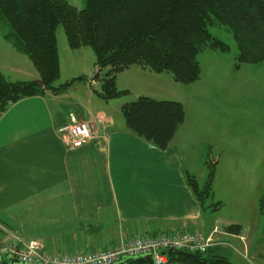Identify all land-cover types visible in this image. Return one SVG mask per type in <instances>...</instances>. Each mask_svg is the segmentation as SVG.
<instances>
[{
	"label": "crops",
	"instance_id": "1",
	"mask_svg": "<svg viewBox=\"0 0 264 264\" xmlns=\"http://www.w3.org/2000/svg\"><path fill=\"white\" fill-rule=\"evenodd\" d=\"M61 96L25 97L0 114L1 228L56 254L104 250L123 236L200 231L203 210L176 142L160 150L103 107L71 111L70 97ZM73 120L94 127V137L76 148L58 132ZM217 229L199 233L208 237ZM213 235L230 245L243 238L225 228Z\"/></svg>",
	"mask_w": 264,
	"mask_h": 264
},
{
	"label": "trees",
	"instance_id": "2",
	"mask_svg": "<svg viewBox=\"0 0 264 264\" xmlns=\"http://www.w3.org/2000/svg\"><path fill=\"white\" fill-rule=\"evenodd\" d=\"M62 24L71 48L91 46L100 81L96 95L110 100L130 93L119 89L118 73L139 65L167 72L182 84L196 82L202 67L199 55L207 50L228 51L210 27L227 28L238 47L236 66L264 63V0H86L78 9L66 0H0V32L13 47L26 54L38 72L35 80H7L0 71V114L22 98L46 91L60 94L79 76L59 86L60 56L56 30ZM104 71V72H103ZM130 132L160 150L168 149L186 119L180 101L141 95L123 104ZM185 179L202 210L210 196V182L201 190L198 180ZM220 203H214V210ZM240 234V225L225 227ZM218 246L205 252L171 251L178 264H233Z\"/></svg>",
	"mask_w": 264,
	"mask_h": 264
},
{
	"label": "rangeland",
	"instance_id": "3",
	"mask_svg": "<svg viewBox=\"0 0 264 264\" xmlns=\"http://www.w3.org/2000/svg\"><path fill=\"white\" fill-rule=\"evenodd\" d=\"M66 1L78 9L86 4V0ZM210 30L230 48L201 53L202 71L196 82L182 84L167 72L134 65L117 76L119 89L128 88L130 93L105 101L94 92L100 81L90 78L96 71L94 50L87 45L71 48L60 24L56 30L60 75L55 85L85 76L62 91V98L71 99L70 110L101 106L121 122L125 121L123 104L141 95L180 101L186 112L174 139L180 164L198 180L201 190L211 181L199 230L207 234L215 225L217 231L240 225L243 238H231V246L220 247L218 252L233 264H264V63L237 67L239 51L233 34L225 27ZM23 70L38 76L32 60L0 32V71L7 80H33ZM214 203H220L215 210ZM1 230L5 237L7 228L0 226V237Z\"/></svg>",
	"mask_w": 264,
	"mask_h": 264
},
{
	"label": "built area",
	"instance_id": "4",
	"mask_svg": "<svg viewBox=\"0 0 264 264\" xmlns=\"http://www.w3.org/2000/svg\"><path fill=\"white\" fill-rule=\"evenodd\" d=\"M58 132L72 148L80 147L94 137V127L87 121H70L60 126ZM218 245L231 246L215 240L213 235L206 237L199 232L180 231L155 236H123L104 250L56 254L47 251L42 241L24 239L7 229L4 239L0 240V258L9 256L27 264H115L124 256L152 253L154 264H178L171 262V251L205 252Z\"/></svg>",
	"mask_w": 264,
	"mask_h": 264
},
{
	"label": "water",
	"instance_id": "5",
	"mask_svg": "<svg viewBox=\"0 0 264 264\" xmlns=\"http://www.w3.org/2000/svg\"><path fill=\"white\" fill-rule=\"evenodd\" d=\"M96 74H97V67L95 73L93 75H90V78L94 79ZM163 254H165V252H163ZM0 264H27V263H21L19 260L12 259L11 257L8 256L5 258H0ZM115 264H154V256L152 253H147L137 256L123 257L121 261Z\"/></svg>",
	"mask_w": 264,
	"mask_h": 264
}]
</instances>
